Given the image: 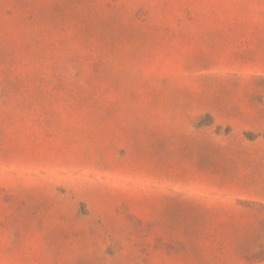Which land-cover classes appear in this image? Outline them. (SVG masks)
I'll return each mask as SVG.
<instances>
[{"label": "rangeland", "instance_id": "rangeland-1", "mask_svg": "<svg viewBox=\"0 0 264 264\" xmlns=\"http://www.w3.org/2000/svg\"><path fill=\"white\" fill-rule=\"evenodd\" d=\"M0 264H264V0H0Z\"/></svg>", "mask_w": 264, "mask_h": 264}, {"label": "crops", "instance_id": "crops-1", "mask_svg": "<svg viewBox=\"0 0 264 264\" xmlns=\"http://www.w3.org/2000/svg\"><path fill=\"white\" fill-rule=\"evenodd\" d=\"M229 158H232L231 164L235 169V176L231 182L239 190L247 189V149H233L228 152Z\"/></svg>", "mask_w": 264, "mask_h": 264}]
</instances>
